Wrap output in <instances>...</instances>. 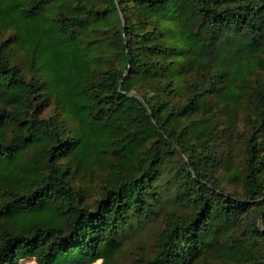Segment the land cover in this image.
I'll return each instance as SVG.
<instances>
[{"label":"trees","instance_id":"16d2710c","mask_svg":"<svg viewBox=\"0 0 264 264\" xmlns=\"http://www.w3.org/2000/svg\"><path fill=\"white\" fill-rule=\"evenodd\" d=\"M264 264V0H0V264Z\"/></svg>","mask_w":264,"mask_h":264},{"label":"rangeland","instance_id":"374dc122","mask_svg":"<svg viewBox=\"0 0 264 264\" xmlns=\"http://www.w3.org/2000/svg\"><path fill=\"white\" fill-rule=\"evenodd\" d=\"M169 197L160 206L159 215L148 221L140 231L130 232L123 244V252L116 259V264H141L144 259L152 257L156 251V235L162 228V219L166 213L183 215L188 211L183 205L174 201L173 188L169 185ZM19 264H35L31 259L22 260ZM93 264H103L101 260Z\"/></svg>","mask_w":264,"mask_h":264}]
</instances>
